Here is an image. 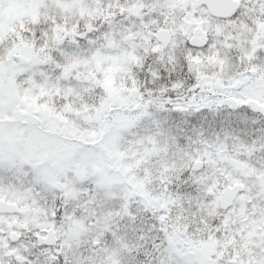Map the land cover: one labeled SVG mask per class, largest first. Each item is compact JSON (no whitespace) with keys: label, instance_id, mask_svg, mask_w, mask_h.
Wrapping results in <instances>:
<instances>
[{"label":"snow or ice","instance_id":"snow-or-ice-1","mask_svg":"<svg viewBox=\"0 0 264 264\" xmlns=\"http://www.w3.org/2000/svg\"><path fill=\"white\" fill-rule=\"evenodd\" d=\"M0 264H264V0H0Z\"/></svg>","mask_w":264,"mask_h":264}]
</instances>
